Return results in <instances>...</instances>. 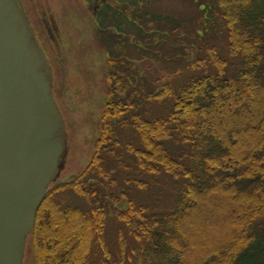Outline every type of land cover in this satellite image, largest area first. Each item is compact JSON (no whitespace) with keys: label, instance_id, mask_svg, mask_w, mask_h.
<instances>
[{"label":"trees","instance_id":"trees-1","mask_svg":"<svg viewBox=\"0 0 264 264\" xmlns=\"http://www.w3.org/2000/svg\"><path fill=\"white\" fill-rule=\"evenodd\" d=\"M212 3L197 39L170 17L149 21L141 75L110 52L91 161L47 191L32 264H264V0ZM208 196L227 202L234 235L194 255L185 230Z\"/></svg>","mask_w":264,"mask_h":264},{"label":"rangeland","instance_id":"rangeland-1","mask_svg":"<svg viewBox=\"0 0 264 264\" xmlns=\"http://www.w3.org/2000/svg\"><path fill=\"white\" fill-rule=\"evenodd\" d=\"M212 2L213 0H107L106 5H103L107 12L105 20H102V12L99 13L100 20H96L86 11L88 9L92 13L93 6L90 1L22 0L36 36L51 63L55 95L59 99L68 132L70 149L61 181L69 180L91 161L93 142L98 137L99 120L105 104L102 79L109 69L105 49L111 50L121 59L136 56L135 52L139 54V59L135 58L133 63L139 68L138 75H141L140 68L147 63L142 55L152 53L151 49H148V42L152 41L153 36L150 40L145 37L149 29L157 30L159 27L157 24L147 23L146 19L149 17L150 20L153 15L170 17L178 21L177 32L180 35L197 39L198 35L201 36L197 31H200L201 25L204 24V13L202 15L201 11L209 9L213 5ZM162 27L161 25L160 28ZM202 39L212 44L211 37ZM214 41L218 46H222V38H215ZM183 43L190 44L189 40H183ZM196 46L198 44L189 49L191 56H188V59L197 56ZM175 53H178L177 49ZM60 58L65 66L60 62ZM160 64L156 65L157 77L165 73L164 69L160 70L162 63ZM64 68L66 76H63ZM64 84L67 85L65 95L61 90ZM235 111L239 114L248 110L242 106ZM243 118L245 120V117ZM248 127L255 126L249 124ZM68 201L84 204V200L76 196L69 195ZM205 201L207 205L201 204L190 215L194 228L185 230L191 240L188 248L194 255L218 240H223V235H234L231 218L225 212L227 202H216L212 196H208ZM235 211L241 212V209ZM117 228L115 222H109L107 233L112 241ZM47 259L49 262L50 258ZM25 264H32L29 252Z\"/></svg>","mask_w":264,"mask_h":264},{"label":"water","instance_id":"water-1","mask_svg":"<svg viewBox=\"0 0 264 264\" xmlns=\"http://www.w3.org/2000/svg\"><path fill=\"white\" fill-rule=\"evenodd\" d=\"M66 155L47 60L17 0H0V264H23L36 210Z\"/></svg>","mask_w":264,"mask_h":264},{"label":"flooded vegetation","instance_id":"flooded-vegetation-1","mask_svg":"<svg viewBox=\"0 0 264 264\" xmlns=\"http://www.w3.org/2000/svg\"><path fill=\"white\" fill-rule=\"evenodd\" d=\"M95 7H96L97 9L100 8V0H95Z\"/></svg>","mask_w":264,"mask_h":264}]
</instances>
